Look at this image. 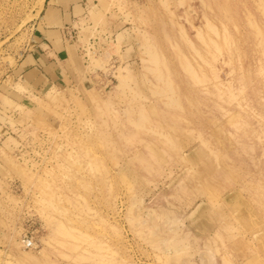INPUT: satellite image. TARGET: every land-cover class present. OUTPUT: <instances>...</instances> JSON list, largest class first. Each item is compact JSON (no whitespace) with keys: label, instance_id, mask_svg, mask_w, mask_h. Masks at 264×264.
I'll use <instances>...</instances> for the list:
<instances>
[{"label":"rangeland","instance_id":"rangeland-1","mask_svg":"<svg viewBox=\"0 0 264 264\" xmlns=\"http://www.w3.org/2000/svg\"><path fill=\"white\" fill-rule=\"evenodd\" d=\"M42 2L0 0V93ZM104 5L85 78L0 95V264H264V0Z\"/></svg>","mask_w":264,"mask_h":264},{"label":"crops","instance_id":"crops-1","mask_svg":"<svg viewBox=\"0 0 264 264\" xmlns=\"http://www.w3.org/2000/svg\"><path fill=\"white\" fill-rule=\"evenodd\" d=\"M104 1L43 0L33 23L32 43L9 69V84L0 95L24 105L32 96L85 78V39L90 45L104 39L93 36L102 24ZM95 24L98 26L93 31ZM84 95L90 101V96Z\"/></svg>","mask_w":264,"mask_h":264},{"label":"built area","instance_id":"built-area-1","mask_svg":"<svg viewBox=\"0 0 264 264\" xmlns=\"http://www.w3.org/2000/svg\"><path fill=\"white\" fill-rule=\"evenodd\" d=\"M21 245L24 248H32L34 246V242L32 238L25 237L21 240Z\"/></svg>","mask_w":264,"mask_h":264},{"label":"bare ground","instance_id":"bare-ground-1","mask_svg":"<svg viewBox=\"0 0 264 264\" xmlns=\"http://www.w3.org/2000/svg\"><path fill=\"white\" fill-rule=\"evenodd\" d=\"M22 246V245H21ZM22 248H24V247H22ZM25 249V248H24ZM30 249V248H29Z\"/></svg>","mask_w":264,"mask_h":264}]
</instances>
